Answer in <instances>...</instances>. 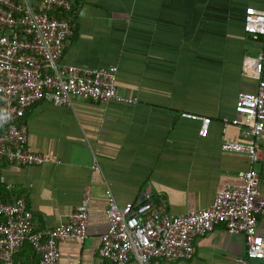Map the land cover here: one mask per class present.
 I'll return each instance as SVG.
<instances>
[{
	"label": "crops",
	"instance_id": "obj_1",
	"mask_svg": "<svg viewBox=\"0 0 264 264\" xmlns=\"http://www.w3.org/2000/svg\"><path fill=\"white\" fill-rule=\"evenodd\" d=\"M72 35L61 62L85 68L115 66L117 91L133 104L72 97L69 105L41 100L22 118L31 151L50 157L39 165L0 162V201L23 197L38 229L65 222L88 190L86 237L59 243L55 264H112L97 252L106 231L109 191L119 205L161 195L172 215L212 203L224 183H237L248 167L241 153L224 152L223 140L245 142V123L235 116L240 92L254 93L257 78L247 59L264 40L242 29L250 9L264 0H71ZM264 79V62L261 69ZM209 117L206 135L200 119ZM0 133L4 130L1 121ZM254 163L264 190V129ZM264 237V216L257 221ZM194 254L159 264H264L245 258L240 234L222 225L196 236ZM13 264H37L28 245ZM126 264H139L130 260Z\"/></svg>",
	"mask_w": 264,
	"mask_h": 264
},
{
	"label": "built area",
	"instance_id": "obj_2",
	"mask_svg": "<svg viewBox=\"0 0 264 264\" xmlns=\"http://www.w3.org/2000/svg\"><path fill=\"white\" fill-rule=\"evenodd\" d=\"M35 4L63 12L72 9L70 0H0V99L4 126L0 133V162L22 166L51 161L27 146L22 118L33 103L45 100L53 105H69L72 97L95 102H136L117 91L115 66L85 68L63 64V43L72 35L70 21L49 17ZM242 28L253 40L264 38V9L246 11ZM261 45L246 63L258 80L254 93L240 92L234 103L235 116L222 119L225 124H239L241 117L245 123L247 141L223 140L220 144L224 152L247 157L248 167L236 172L239 181L222 184L210 205L177 215L167 211L161 195L119 205L108 191L104 209L107 228L97 247L102 259L112 264L189 259L194 254V238L218 225L228 233L243 236L246 260L264 259V237L257 231L258 218L264 216V190L259 188L254 168L261 155L264 129V40ZM181 115L200 119L198 133L206 135L209 117L187 112ZM88 203L85 189L65 222L38 229L27 213L23 197L0 201V264H13L15 251L23 245L38 255L37 264H55L59 243L85 239Z\"/></svg>",
	"mask_w": 264,
	"mask_h": 264
},
{
	"label": "trees",
	"instance_id": "obj_3",
	"mask_svg": "<svg viewBox=\"0 0 264 264\" xmlns=\"http://www.w3.org/2000/svg\"><path fill=\"white\" fill-rule=\"evenodd\" d=\"M71 1V0H70ZM72 4V3H71ZM35 6L41 10V11H45L49 17H63V18H67L69 20V16L67 12H63V11H58L56 9L53 8H45V7H40L38 6V4H35ZM70 12V11H69ZM243 29V28H242ZM244 31V30H243ZM245 32V31H244ZM246 33V32H245Z\"/></svg>",
	"mask_w": 264,
	"mask_h": 264
}]
</instances>
